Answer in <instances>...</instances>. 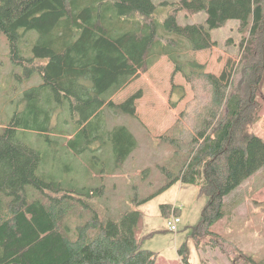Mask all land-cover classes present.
Wrapping results in <instances>:
<instances>
[{"label":"trees","instance_id":"obj_1","mask_svg":"<svg viewBox=\"0 0 264 264\" xmlns=\"http://www.w3.org/2000/svg\"><path fill=\"white\" fill-rule=\"evenodd\" d=\"M202 11L204 21L179 22L182 13ZM233 19L242 35L239 60L228 61L219 75L195 58L184 60L187 51L217 46L213 30ZM0 33L23 76L42 78L0 126V264H155L156 253L143 247L135 229L138 206L150 195L114 212L104 183L77 186L38 174L43 154L19 133L48 140L56 129L53 109L62 106L77 124L63 154L93 153L102 174L122 169L138 142L126 124L107 126L106 112L135 116L142 90L121 102L112 97L163 56L206 94L181 112L173 133L159 137L172 148L161 166L166 186L181 181L207 196L194 228L199 243L209 236L231 259L238 252L239 264H264L211 229L224 216V197L264 167V138L251 130L262 109L264 0H0ZM100 147L112 154L99 163ZM171 206L162 205L166 217ZM178 252L190 264L186 243Z\"/></svg>","mask_w":264,"mask_h":264},{"label":"rangeland","instance_id":"obj_2","mask_svg":"<svg viewBox=\"0 0 264 264\" xmlns=\"http://www.w3.org/2000/svg\"><path fill=\"white\" fill-rule=\"evenodd\" d=\"M205 18L204 11L188 18L182 13L179 15V22L186 24L204 21ZM238 26V21L233 19L225 26L213 30L214 37L218 40L217 46L197 52L187 51L183 55L184 60L195 58L205 65V71L219 75L228 61L231 60L232 64L237 57L239 60L242 35ZM28 34L31 35L30 38H33L32 35L34 38L38 36L37 32ZM24 40L25 44L26 38ZM24 44L23 53H31L25 50ZM25 75L30 79H26ZM40 82L42 78L38 75L32 76L29 73L23 76L22 66L11 60L6 36L0 33V126L22 108L25 102L24 90ZM138 90H142L143 94L137 100L135 116L113 110H107L105 115L107 126L126 124L138 142L122 169L102 174L93 165V153L63 154L66 153L63 146L67 136H72L71 131L77 124L71 121L70 115L61 106L53 109L51 125L56 129L48 134V140L45 134L40 135L35 131H27L24 136L19 133L23 142L43 154L44 169H38L37 173H45V176H53L77 186H98L104 183V198L114 212L119 208H128L135 197L140 200L150 195L148 201L138 206L141 215L135 229L143 247L156 253L155 264H185L178 252L183 243L189 249L190 264H239L241 261L238 252H235L234 256L237 257L233 260L220 246L211 244L209 236L201 237L199 243L194 235V228L201 221L207 196L201 194L196 186L181 181L166 186L168 180L161 169L172 148L159 137L173 133V126L181 112L187 111L192 107V102L195 104L198 98L205 97L206 94L198 86L188 84L180 73H174V64L168 56L161 57L147 72L117 92L112 99L121 102ZM258 99L262 105L260 118L252 125L251 130L264 138V83ZM96 152L99 153L95 157L99 163L112 154L101 147ZM224 202V216L213 224V232L233 241L255 260H264V167L225 196ZM163 204H171L173 214L176 208L180 209L181 223L177 232L168 230L167 218L170 216L164 215Z\"/></svg>","mask_w":264,"mask_h":264},{"label":"built area","instance_id":"obj_3","mask_svg":"<svg viewBox=\"0 0 264 264\" xmlns=\"http://www.w3.org/2000/svg\"><path fill=\"white\" fill-rule=\"evenodd\" d=\"M181 223V218L177 214H171L170 217L167 218V228L170 231L177 232L179 230V225Z\"/></svg>","mask_w":264,"mask_h":264},{"label":"crops","instance_id":"obj_4","mask_svg":"<svg viewBox=\"0 0 264 264\" xmlns=\"http://www.w3.org/2000/svg\"><path fill=\"white\" fill-rule=\"evenodd\" d=\"M197 187V186H196ZM198 188V187H197ZM199 189V188H198Z\"/></svg>","mask_w":264,"mask_h":264}]
</instances>
